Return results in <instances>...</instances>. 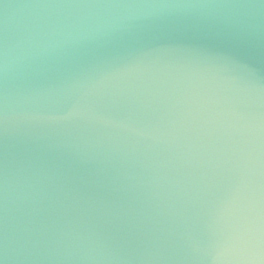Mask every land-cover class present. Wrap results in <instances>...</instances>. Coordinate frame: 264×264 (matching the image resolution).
I'll list each match as a JSON object with an SVG mask.
<instances>
[{
  "label": "water",
  "instance_id": "1",
  "mask_svg": "<svg viewBox=\"0 0 264 264\" xmlns=\"http://www.w3.org/2000/svg\"><path fill=\"white\" fill-rule=\"evenodd\" d=\"M0 264H264V0H0Z\"/></svg>",
  "mask_w": 264,
  "mask_h": 264
}]
</instances>
